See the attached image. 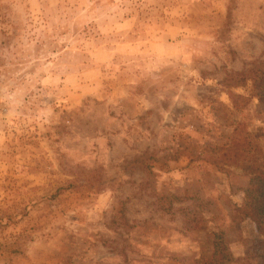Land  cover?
Here are the masks:
<instances>
[{
  "label": "rangeland",
  "instance_id": "1",
  "mask_svg": "<svg viewBox=\"0 0 264 264\" xmlns=\"http://www.w3.org/2000/svg\"><path fill=\"white\" fill-rule=\"evenodd\" d=\"M258 65L264 0H0V264H207L218 230L257 264Z\"/></svg>",
  "mask_w": 264,
  "mask_h": 264
},
{
  "label": "trees",
  "instance_id": "2",
  "mask_svg": "<svg viewBox=\"0 0 264 264\" xmlns=\"http://www.w3.org/2000/svg\"><path fill=\"white\" fill-rule=\"evenodd\" d=\"M236 75L238 76L236 84H239L242 80L252 82V89L264 107V66H254L244 72H238ZM248 138H250V135H248ZM256 149L257 146H255L252 139L243 143L237 138L233 140L227 151H235L242 158L244 169L250 176L246 189L247 201L241 205L237 203L232 205L234 218L249 217L256 222L258 230L263 236L260 240L261 251L257 255V264H264V162L256 156ZM236 153H234V156ZM174 197L180 199L179 196ZM194 221L195 219H191V222ZM212 233L213 251L207 264H231L234 256L228 247L223 230L213 231Z\"/></svg>",
  "mask_w": 264,
  "mask_h": 264
}]
</instances>
